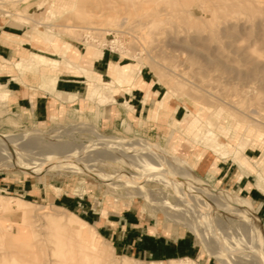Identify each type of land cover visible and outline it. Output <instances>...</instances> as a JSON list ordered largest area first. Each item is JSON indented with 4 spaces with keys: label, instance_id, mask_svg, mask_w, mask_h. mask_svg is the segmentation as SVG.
<instances>
[{
    "label": "rangeland",
    "instance_id": "obj_1",
    "mask_svg": "<svg viewBox=\"0 0 264 264\" xmlns=\"http://www.w3.org/2000/svg\"><path fill=\"white\" fill-rule=\"evenodd\" d=\"M12 26L39 49L25 45L26 59L58 58L55 44L78 49L84 63L69 71L87 81L75 105L52 103L50 118L0 99V264H264V223L215 173L218 160L231 161L235 178L252 174L264 193V0H0L1 30ZM101 48L151 82L95 86L86 54ZM34 64L14 67L13 78L43 82ZM134 88L158 100L169 92L175 113L148 120L146 103L122 118L131 106L115 96ZM94 103L114 104L111 117L98 120ZM66 211L92 224L111 257L71 235L77 221ZM111 229L143 232L149 245L157 236L163 250L121 249ZM179 238L195 255L171 252Z\"/></svg>",
    "mask_w": 264,
    "mask_h": 264
},
{
    "label": "crops",
    "instance_id": "obj_2",
    "mask_svg": "<svg viewBox=\"0 0 264 264\" xmlns=\"http://www.w3.org/2000/svg\"><path fill=\"white\" fill-rule=\"evenodd\" d=\"M19 30L20 28L13 26L7 29L2 28V30L0 27V71H2L0 72L1 101L9 103V107L23 113L24 115H27L28 113L31 114V118L37 120L46 117L47 111L49 113V118L54 115V111V113L50 114V111L52 110V103L61 105L64 102H68L67 104H70L71 106L75 105L77 103L76 98L81 96L83 87L86 85L85 81L87 80H85L86 78L84 74L72 71H63L59 74H56V80L53 87L43 83L41 78L40 80L34 79L33 82H26L23 78L18 82L13 78V76L19 77L16 71L12 72L14 67L25 66L22 60L26 59L25 52L28 48L24 46H31L30 42H26L29 39H25L24 36H22L24 33ZM2 38L5 39L6 43H1ZM31 42L35 44L34 40H31ZM31 47V50L39 51V49L33 46ZM97 54L98 58L92 59V63L89 67L91 72L98 73L100 77L105 80L104 78L108 77L107 71L109 63L112 61H117V59L115 55L106 48H103L102 51H97ZM141 76L144 79L143 81L145 84L148 85L147 82H151L146 80V77H144L142 72ZM42 90L45 91L44 94L42 93ZM149 91L154 96H157L158 94L157 91H152L150 89ZM74 95L75 99L72 100V96ZM138 96L140 97L138 98ZM154 96V102L150 100H144L145 89L143 88H134L130 91H125L124 95L117 94L115 96L116 101L123 98V101L121 102H126L131 106L129 109L125 105L121 106L119 109V115L122 118H134L137 114H142L144 110L146 111V103H150L151 106L147 111L146 118L148 120L160 118L162 114L157 108H155L159 98H154ZM113 107L114 104H106L103 106H97L95 104L91 111L92 114H96L98 120L106 121L111 117ZM218 161L216 164L217 171L215 172L216 176L218 177L217 181H222L223 184L229 186L233 191H237L239 194L244 195L239 197L249 204L248 209L251 211L250 216L253 219L255 218L264 223V193L255 186L253 175H241L239 178H235L233 176L235 165L231 161ZM253 206L255 208V212L253 211ZM120 220H122V218H120ZM118 221H116V223ZM129 221L131 224L135 223L134 218H131ZM123 223L126 224V219H123ZM100 227H103L104 230L110 229L106 228L107 226L105 224ZM142 233L143 232L138 233L135 237L123 233L120 237H118L116 229H111L107 231L106 234L110 238L113 237L116 241V245L121 249L131 248L134 251L143 253L149 250H163L162 247L157 245V236H150L153 237L151 238L153 239V242L150 245L141 242L142 240L139 236L142 235ZM179 239L180 240L171 242V252L175 253L177 251H185L189 252L190 254L193 252V255H195L193 242L184 238Z\"/></svg>",
    "mask_w": 264,
    "mask_h": 264
},
{
    "label": "bare ground",
    "instance_id": "obj_3",
    "mask_svg": "<svg viewBox=\"0 0 264 264\" xmlns=\"http://www.w3.org/2000/svg\"><path fill=\"white\" fill-rule=\"evenodd\" d=\"M48 40V39H47ZM1 43H6L5 39H1ZM53 53H56L58 58H48V59H39L38 54L34 53L29 58L23 59L22 62L25 65H28L30 62H33L40 66L41 73L43 74V83L48 84L49 86L53 87L56 74H59L63 71L69 70H76L82 62V54L79 52L78 49L74 48L72 52L69 54L66 51H61L58 48V44L52 46ZM102 51V48H101ZM87 58L95 59L98 58L97 51L90 52L88 51L86 54ZM20 60V59H19ZM34 64V65H35ZM77 66V67H76ZM46 68H52V72H46ZM27 69V67H26ZM141 70H133L131 68V64L126 65H119L115 62H110L108 66L107 76L109 80H103L100 76L95 78V86L99 83H104L108 81H116L118 83H124L126 86L132 87H142L145 86V83L140 74ZM56 73V74H55ZM116 85V84H115ZM152 95V94H151ZM153 96L150 97V91L148 89L145 90V97L144 100L153 101ZM173 101L169 92L165 93L160 100L156 103V108L162 114H169L176 110V108L170 105V102ZM130 106V105H129ZM50 113L52 114L53 111L51 110ZM235 176V175H234ZM218 199V198H217ZM61 208V207H57ZM72 219L77 221L76 223H71L73 228H69V232L71 235L84 247L89 249L90 253H96L98 257H111L113 253V247L110 249H106L105 247L101 246L100 242L103 239L96 231H94L92 224L88 223L87 221L83 220L82 218L78 217L76 214L70 211H66ZM78 223V225H77ZM79 223H82V226H87L90 228L89 231H85L82 227L79 226ZM85 228V227H84ZM77 242V243H78ZM127 258L126 256H124ZM221 258V257H220ZM187 260H192L189 257L186 258ZM182 259H169L167 260L168 263H180ZM225 261V260H224ZM158 261H151L150 264H158ZM223 264V262H222Z\"/></svg>",
    "mask_w": 264,
    "mask_h": 264
},
{
    "label": "built area",
    "instance_id": "obj_4",
    "mask_svg": "<svg viewBox=\"0 0 264 264\" xmlns=\"http://www.w3.org/2000/svg\"><path fill=\"white\" fill-rule=\"evenodd\" d=\"M109 50L111 51L110 48H109ZM186 258H187V257H184V258L182 259V261H181L180 264H196L195 261H194L192 258H190V259H192V260H187Z\"/></svg>",
    "mask_w": 264,
    "mask_h": 264
}]
</instances>
